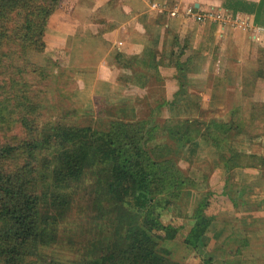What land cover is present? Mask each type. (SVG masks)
<instances>
[{"label": "trees", "instance_id": "16d2710c", "mask_svg": "<svg viewBox=\"0 0 264 264\" xmlns=\"http://www.w3.org/2000/svg\"><path fill=\"white\" fill-rule=\"evenodd\" d=\"M63 1L0 0V76L11 73L6 59L13 56L5 46L17 44L21 51L45 48L46 22ZM222 6L232 13L252 14L256 25L264 19L263 1L225 0ZM3 88L0 84V110L9 118L17 115L29 128L38 105L28 88ZM235 112L227 120L210 118L205 126L212 146L231 140L228 156L220 154L226 182L229 172L250 158V166L264 168L263 154L249 153L248 158L234 146L242 132ZM176 124L168 128L173 144L194 143L201 120L187 117ZM35 129L19 138H0V264H40L39 248L56 239V225L69 208L72 195L64 189L88 180L95 234L78 264H185L173 260L163 245L177 228L163 224L161 215L177 207L183 188L193 182L170 154L171 146L158 139L160 129L152 114L113 120L107 130L59 122ZM233 190L244 192L241 187ZM255 205V210L261 209ZM206 206L207 201H199L190 215L197 238L204 235L199 226L213 220L204 212ZM184 240L195 245L188 237ZM199 264H213L212 257Z\"/></svg>", "mask_w": 264, "mask_h": 264}, {"label": "crops", "instance_id": "0c3cea01", "mask_svg": "<svg viewBox=\"0 0 264 264\" xmlns=\"http://www.w3.org/2000/svg\"><path fill=\"white\" fill-rule=\"evenodd\" d=\"M224 1L64 0L48 18L42 40L51 59L92 85V101L104 102L117 114L135 112L125 102L136 99L160 100L151 108L160 106L168 116L188 114L185 110L196 117L201 110L226 116L236 111L238 135L264 146V19L256 25L252 14L232 13L223 8ZM209 9L242 16L250 28L197 19ZM73 79L78 80L75 74ZM246 161L239 173L244 192H228L217 211L224 214L231 242L263 243L264 220L251 215L264 213V199L256 202L262 210L250 212L251 218L240 215L246 213L240 209L247 205L246 190L264 173ZM226 258L232 261L228 264H264V251H234Z\"/></svg>", "mask_w": 264, "mask_h": 264}, {"label": "rangeland", "instance_id": "374dc122", "mask_svg": "<svg viewBox=\"0 0 264 264\" xmlns=\"http://www.w3.org/2000/svg\"><path fill=\"white\" fill-rule=\"evenodd\" d=\"M3 50L12 52L10 56H13L11 60L6 59L11 65V73L7 76H0V84L3 85L4 91L11 86L28 88L27 94L33 96L38 106L34 111V120L31 121L29 128L18 122L17 115L9 118L6 111L1 109L0 113L4 114L3 117L6 121L0 118V138H19L27 135L26 132L32 133L34 128L37 130L45 125L58 122L107 130L113 120H136L152 114L160 129L158 139L163 145L171 146L170 154L175 157L178 166L193 182V186H190L189 183L183 188V194L177 207L170 211L165 210L161 215L163 224H171L177 228L172 239L163 240V245L169 249L172 259L185 264H199L210 255L213 264H228L232 261L228 258L224 259L225 253L242 250L264 251V242L253 240L246 244L242 243L241 239H234L231 242V237L228 236L229 229L225 228L226 221L222 218L224 214L217 211L218 208H223L224 205L221 204V201H225L227 191L245 187L243 183L239 184V181L242 182L239 179V176L241 177L240 168L229 172L230 179L227 176L228 181L226 182L228 174L220 162L221 153L228 156L226 149L231 140L224 139L218 147H214L210 144L209 138L211 137L206 135L205 126L210 118L227 120L231 115L226 116L224 113L218 114L201 110V115L197 118L201 120L202 124L195 126L198 131L194 139L195 142L173 144L168 134V128H174L176 123L184 118L196 117L191 115V110H185L188 114L185 113L182 116H168L160 106L155 109L151 108L155 107L153 105L160 100L141 101L136 99L125 102L129 103L131 107H136V111L133 110L136 113L128 112L120 115L110 106H104V102L99 103L97 99L92 101L96 96H91V93H96V91H92V85L81 82L85 77L62 66L60 60L51 59L45 48L41 51L34 48L21 51L17 44H9ZM74 74L77 81L73 79ZM80 77L81 79H79ZM113 102L116 103L114 100ZM184 105L190 106L187 101ZM247 138L252 137L236 135L233 141L234 146L246 153L245 156L248 158L249 153L255 154V156L257 154L264 155V146L257 141H254V144H248ZM250 159L246 162L249 163ZM262 177L263 179L258 182V185L249 186L252 191L249 192L245 189L247 205H243L240 209L241 212L246 213H241V216L247 215L246 218H251L249 217L250 212L262 210H255V203L264 199V173H262ZM89 182L88 180L80 184L75 183L71 189H64L72 195L69 208L56 225V239L39 248L40 264H78L89 248V243L95 234L92 220L95 210L91 204L92 193L89 189ZM254 194L257 195L254 196ZM201 200L207 201L204 212L206 215H213V220L210 224L207 223L208 227L207 224L199 226V230H203L204 235L197 238L196 231L190 229L192 226L190 215ZM251 216L257 221L264 220V213L253 212ZM185 237L190 238L195 245H188L184 240Z\"/></svg>", "mask_w": 264, "mask_h": 264}, {"label": "built area", "instance_id": "2783aa9c", "mask_svg": "<svg viewBox=\"0 0 264 264\" xmlns=\"http://www.w3.org/2000/svg\"><path fill=\"white\" fill-rule=\"evenodd\" d=\"M196 17L202 21L217 22L222 26H230L238 29L250 28L246 18L237 15L231 16L229 13L217 9L201 11L196 15Z\"/></svg>", "mask_w": 264, "mask_h": 264}]
</instances>
